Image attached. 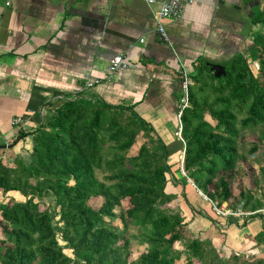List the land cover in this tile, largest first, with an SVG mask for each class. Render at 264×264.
Instances as JSON below:
<instances>
[{
    "label": "trees",
    "instance_id": "obj_1",
    "mask_svg": "<svg viewBox=\"0 0 264 264\" xmlns=\"http://www.w3.org/2000/svg\"><path fill=\"white\" fill-rule=\"evenodd\" d=\"M244 2L250 10L253 0ZM259 3L251 27L264 25ZM221 65V78L206 62L193 77L181 118L184 170L218 208L264 219L255 169L264 181V38ZM248 133L257 139L246 142ZM31 135L30 165L0 154V191L26 199L0 202V264H264L225 258L212 238L193 233L179 196L167 191L166 147L131 109L67 101ZM255 239L264 243V232Z\"/></svg>",
    "mask_w": 264,
    "mask_h": 264
},
{
    "label": "crops",
    "instance_id": "obj_2",
    "mask_svg": "<svg viewBox=\"0 0 264 264\" xmlns=\"http://www.w3.org/2000/svg\"><path fill=\"white\" fill-rule=\"evenodd\" d=\"M161 1L0 0V154L31 162V134L64 102L129 108L165 145L167 191L179 196L193 233L212 238L225 258H264V243L255 239L264 219L226 220L182 175L178 117L181 73L193 81L201 62L223 64L247 52L253 45L248 18L255 12L244 0H195L179 18L164 22L168 45L154 15ZM118 55L135 69L110 75Z\"/></svg>",
    "mask_w": 264,
    "mask_h": 264
},
{
    "label": "built area",
    "instance_id": "obj_3",
    "mask_svg": "<svg viewBox=\"0 0 264 264\" xmlns=\"http://www.w3.org/2000/svg\"><path fill=\"white\" fill-rule=\"evenodd\" d=\"M195 0H162L159 2V10L154 14L155 19L158 26V33L161 35L164 42L169 44V39L166 34L165 24L164 22L171 19H176L181 16L187 5L193 3ZM149 4H154L155 0H147ZM135 69V65L131 62H128L124 55L116 56L111 62L108 67V72L110 75H114L123 71L133 70ZM182 86H181V97L179 103V121L180 126L182 127V114L183 112L190 107V88L193 85L192 78L189 74L185 71L182 73ZM99 80H96L98 83ZM88 87H92L93 83L88 82ZM22 122L21 119H16L14 121L15 124H20ZM182 131V128H180ZM181 173L184 177H187L184 167H181ZM189 183L194 184L193 181H189ZM200 196L204 198L206 201L209 199L200 191L198 190ZM211 202V201H209ZM212 203V202H211ZM213 209L219 216L223 217H231V218H247L248 216L252 215V213H244L242 211L239 212H232V211H224L218 208L214 203H212Z\"/></svg>",
    "mask_w": 264,
    "mask_h": 264
},
{
    "label": "rangeland",
    "instance_id": "obj_4",
    "mask_svg": "<svg viewBox=\"0 0 264 264\" xmlns=\"http://www.w3.org/2000/svg\"><path fill=\"white\" fill-rule=\"evenodd\" d=\"M260 4V3H259ZM258 8H259V6H256V7H254L252 10L254 11V12H256L257 10H258ZM249 15H252V14H250L249 13ZM248 20L250 21V18H248ZM248 21V28H249V30L251 29L252 30V28H253V33H252V38L250 39V42L253 44V42L255 41V39L257 38V37H263L264 38V25H261V26H256V27H251V25H250V22ZM247 57H248V59H249V61H250V64H251V69H252V72L255 74V75H258V68H259V66H258V62H256V61H253V60H250L251 58H250V56H248V55H246ZM182 123V122H181ZM257 139V135L256 134H251V133H248L247 134V136H246V142H252V141H254V140H256ZM253 159L252 158H250V162L252 161ZM9 161V160H8ZM10 162H12V161H10ZM26 163H27V165H30L31 163H32V158H31V162L28 160V161H25ZM255 169H256V172H257V175L259 176V178H260V180H259V184L257 185V187H256V189H257V195H256V199H257V201L259 200L261 203H262V209L261 210H259V211H257V213H261V214H264V181L261 179L262 177H261V172H260V169L258 168V166H255ZM184 178H186L187 179V181L189 182V181H191V179H189V178H187V177H184ZM191 184V183H190ZM11 198H13V199H15V200H17V201H25L26 199L23 197V196H21L18 192H10V193H8V194H4L2 191H0V202L1 203H5V202H7L9 199H11ZM41 202L42 203H44V204H50L52 201H51V198H46V199H44V198H42L41 199ZM53 205V204H52ZM220 209H222V210H224V211H232V212H239V211H242V212H244V213H249L248 211H244L243 209H242V207L241 208H238V209H235V210H232L229 206H228V204L227 203H225V204H223L222 205V207L220 208ZM223 217V216H222ZM227 218H229V217H225V219L227 220ZM259 218H261V217H259ZM237 219V218H236ZM185 221L187 222V224L189 225V227H190V229H192V221L191 220H186V217H185ZM59 224L57 223V221H55L54 222V228L56 229V231L57 232H59V236H61V233H60V228H59ZM263 230H264V228H263ZM264 232V231H263ZM220 244V243H219ZM219 247H220V245H219ZM176 248L177 249H180V250H182L183 248H184V246H183V243L182 242H180V243H178V244H176ZM66 252H67V254H70L71 255V252H70V250L69 249H66Z\"/></svg>",
    "mask_w": 264,
    "mask_h": 264
},
{
    "label": "water",
    "instance_id": "obj_5",
    "mask_svg": "<svg viewBox=\"0 0 264 264\" xmlns=\"http://www.w3.org/2000/svg\"><path fill=\"white\" fill-rule=\"evenodd\" d=\"M249 6L251 8H254L256 6H259V0H253V2H251L249 4ZM166 44H168V43H166ZM208 65L211 66V71L214 72V77L215 78H221L222 76H225L226 75V69L220 63H209Z\"/></svg>",
    "mask_w": 264,
    "mask_h": 264
}]
</instances>
